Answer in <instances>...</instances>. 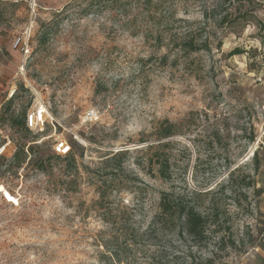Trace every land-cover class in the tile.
Masks as SVG:
<instances>
[{
  "label": "rangeland",
  "instance_id": "obj_1",
  "mask_svg": "<svg viewBox=\"0 0 264 264\" xmlns=\"http://www.w3.org/2000/svg\"><path fill=\"white\" fill-rule=\"evenodd\" d=\"M0 43V264H264V0H0ZM193 190L203 240L143 235Z\"/></svg>",
  "mask_w": 264,
  "mask_h": 264
},
{
  "label": "trees",
  "instance_id": "obj_2",
  "mask_svg": "<svg viewBox=\"0 0 264 264\" xmlns=\"http://www.w3.org/2000/svg\"><path fill=\"white\" fill-rule=\"evenodd\" d=\"M236 54H242V51H234L233 55ZM26 117V112H24L19 117V119H14L15 121L13 122L18 124L21 128L26 129ZM174 127L175 126L170 122L163 124L161 126L162 133L160 138L169 139L174 137ZM166 146L167 144H159L157 145V148L160 152ZM74 156V153H70L66 157L74 158ZM171 169V161L162 154L157 155V173L159 178L163 181L172 180L173 173H171ZM230 175L233 177L234 172H232ZM211 192L212 191L203 193L202 191L193 190L190 192V196L182 195L183 193L174 194L168 191L160 193L156 211L154 215H152V221L148 229L143 232V235L147 236L154 234L155 236H160L163 234L164 230L167 231L173 227V229L178 228V236L180 237V240L185 239V236L189 237L195 242L203 240L205 238V234L207 233L208 217H215L217 220L218 215L213 211H211L212 213L209 215H206V213L204 214L198 204V199H200L202 196L211 194ZM188 197H191L190 200ZM213 210L216 211V209ZM212 227H215V222H212ZM125 244H127V242H125ZM105 249L111 251L102 252L101 264H131L130 261L123 263L119 257L120 253L113 248L111 249L109 244L106 243ZM211 258L212 257H208L205 264H213Z\"/></svg>",
  "mask_w": 264,
  "mask_h": 264
},
{
  "label": "built area",
  "instance_id": "obj_3",
  "mask_svg": "<svg viewBox=\"0 0 264 264\" xmlns=\"http://www.w3.org/2000/svg\"><path fill=\"white\" fill-rule=\"evenodd\" d=\"M30 31L26 30L22 35H17L13 40V47L16 50H20L25 54V56H28L30 54ZM1 52L2 47L0 43V59H1ZM39 110L32 109L28 112V115L26 117V126L30 130H36L39 126ZM93 114L89 115L90 120H92ZM55 152L57 155L60 156H67L71 152V147L67 144L65 140L57 141L55 144ZM8 193V192H7ZM4 191H0V194H3L4 197L10 201L8 195Z\"/></svg>",
  "mask_w": 264,
  "mask_h": 264
},
{
  "label": "bare ground",
  "instance_id": "obj_4",
  "mask_svg": "<svg viewBox=\"0 0 264 264\" xmlns=\"http://www.w3.org/2000/svg\"><path fill=\"white\" fill-rule=\"evenodd\" d=\"M1 189H3V188H1ZM6 193H7V192H6ZM7 194H8V193H7ZM8 197H11L10 201H16V199H15V198H12L11 195H8Z\"/></svg>",
  "mask_w": 264,
  "mask_h": 264
},
{
  "label": "snow or ice",
  "instance_id": "obj_5",
  "mask_svg": "<svg viewBox=\"0 0 264 264\" xmlns=\"http://www.w3.org/2000/svg\"><path fill=\"white\" fill-rule=\"evenodd\" d=\"M9 199H11V197H9Z\"/></svg>",
  "mask_w": 264,
  "mask_h": 264
}]
</instances>
